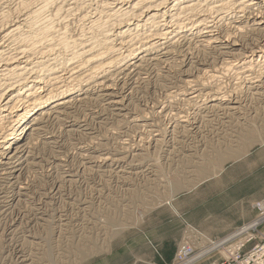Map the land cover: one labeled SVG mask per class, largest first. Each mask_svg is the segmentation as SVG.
Returning a JSON list of instances; mask_svg holds the SVG:
<instances>
[{
    "label": "bare ground",
    "instance_id": "6f19581e",
    "mask_svg": "<svg viewBox=\"0 0 264 264\" xmlns=\"http://www.w3.org/2000/svg\"><path fill=\"white\" fill-rule=\"evenodd\" d=\"M195 52H203L202 57ZM177 61L181 66L189 64L181 72L185 78L178 92H166L174 86L169 87L171 82L162 84L166 93L158 100L140 99L144 106L140 112L130 107L131 100L128 104L124 95L127 89L132 90L128 81L145 82L147 89L154 90L156 83L151 84L150 75L156 77L157 67L170 75ZM92 94L105 102L106 114L121 117L117 121L130 133L125 129L118 133L115 152L81 153L87 167L123 180L125 173H144L142 161L133 162L145 152L157 154L165 140L174 142L189 133V137L196 136L204 122L234 123L238 145L223 149L220 143L194 166L198 179L206 177L211 166L220 169L225 160L246 152L253 143L264 144V0H0V214H10L25 198L34 201L28 181L23 179L25 170L42 159L33 148L42 138H52L46 133L53 120L89 105L94 100ZM101 116L99 112L97 118ZM76 121H66L77 127L68 129L69 134L86 125ZM53 139L57 148L62 147L61 140ZM188 154L193 158L194 154ZM56 156H49L48 163L58 165ZM158 172L156 169V182H161ZM186 183L172 182L170 190L176 192L184 184L188 186ZM59 187L53 183L49 194L59 193ZM38 198L34 205L43 204L44 198ZM29 214L27 228L32 229L36 212ZM105 233L98 243L84 240L76 245V259L68 264L103 251L112 238ZM220 243L205 247L206 255L214 249L220 256L224 254L225 250L218 248Z\"/></svg>",
    "mask_w": 264,
    "mask_h": 264
},
{
    "label": "rangeland",
    "instance_id": "374dc122",
    "mask_svg": "<svg viewBox=\"0 0 264 264\" xmlns=\"http://www.w3.org/2000/svg\"><path fill=\"white\" fill-rule=\"evenodd\" d=\"M202 53L199 52L196 55L202 57ZM188 66L189 64L181 66L179 61L175 62L172 67L173 70L171 69L174 71L171 74L175 78L171 74L166 76L161 71L165 69L156 66V71L160 70L158 73L156 72L157 79L152 74L150 75L152 79L149 77L151 81H148L151 84L155 82L157 90L147 89L145 82H139L140 84L137 83V85L128 81L130 87L135 86L134 88L131 87L132 90L127 89L124 92L128 104L131 100L130 107H135L140 112V109L144 108L141 105L144 100L150 102L162 97L163 94L161 93L178 92L177 89L182 84L181 80L185 78L181 72L183 69L189 68ZM162 84H168L169 87L174 85V88L171 87L169 91L165 92L162 91ZM140 93H142L141 96H139ZM91 97L94 100L92 99L89 105L78 108L74 113L68 114L67 117L61 116L59 119L53 120L48 125L46 133V136L52 138H42L40 143L33 148V151H37L36 153L42 159H36L39 164L36 167L25 170L23 179L28 181L30 188L28 190L31 192L30 196L34 197V201L31 200L33 198H25L12 207L10 214H0V264H49L52 261H54L53 264H62L63 262H65L63 264H68L74 258L76 259V245L81 244L84 240L98 243L101 238L107 235L105 232L112 235V238H108V248L85 257L77 264H172L180 246L189 244L188 246L197 250L209 248L211 242L227 239L237 227L256 216L255 203L264 197V144L253 143L246 152L225 160L220 169L214 170L215 167H213L212 170L211 166L208 175L198 179L194 166L201 160L203 161L200 158L205 153L208 154L213 147L219 146L220 143L223 149L228 147L233 149L239 143L237 133L233 132V129H236L234 123L221 125L216 121L204 122L202 126H205L200 128L201 132L199 131L196 136L189 137L191 135L189 133L184 139L177 137L174 142L165 143V140L157 154L156 152H145L143 158H136L133 163L142 161L141 164L145 165L143 167L144 173L137 175L125 173V179L115 180V178L106 176V173L97 170L96 172V167H87L89 163H85L84 155L97 156L106 151L115 152L114 149H118V141L120 140L118 133L124 129L129 133L130 131L126 130L127 128L122 122L117 121V119H121L120 116L106 114L108 111L103 109L105 102L100 97H97L96 94H92ZM192 110L189 109V112ZM97 112H100L102 116L97 118ZM70 119L77 120L79 125H86L78 127L77 131H71L69 134L68 129L77 128L76 126H68L66 121ZM86 127L93 129L88 130L85 129ZM88 132L93 133L89 134ZM53 138L57 139L56 141L61 140L59 144L62 142V147L57 148V145L53 143ZM170 143H172L171 146ZM187 152L194 154L193 158L189 154L187 155ZM78 153L85 154H81V156ZM55 154L57 158H60L57 162L58 165L49 164V159H51L49 156ZM190 159L193 162H189ZM195 160L198 162L195 163ZM156 169L159 171L158 174L160 173L161 182H156ZM127 170L125 171L127 172ZM69 171L70 173L74 171V174L67 176ZM181 181H187L188 186L184 184V188L181 187L180 190L172 193L170 183L179 184ZM53 183L54 186L56 184L61 186L59 193L54 196L49 194ZM38 197L44 198V202L41 205H34ZM28 212H36L37 219L34 220L36 224L32 229L27 228V216L30 215ZM109 219L114 222L110 223ZM57 220L59 223L56 222ZM189 230L193 234L188 233ZM259 232H263L262 236L264 235V224ZM172 234L178 235L176 241L168 237L163 242L158 240L161 235ZM203 237L207 240H202ZM260 237L261 235L258 234L252 241L247 242L242 251L249 250L255 243L259 242ZM159 243H161L162 251H160ZM234 243L235 240L233 243H229V246L232 245L234 248L236 245ZM218 251V249H214L193 264H216L223 256H220ZM160 256L165 261H162ZM25 258L28 260L22 261ZM156 258L159 261H156Z\"/></svg>",
    "mask_w": 264,
    "mask_h": 264
},
{
    "label": "built area",
    "instance_id": "2783aa9c",
    "mask_svg": "<svg viewBox=\"0 0 264 264\" xmlns=\"http://www.w3.org/2000/svg\"><path fill=\"white\" fill-rule=\"evenodd\" d=\"M257 209L256 216L237 227L230 237L221 241L218 248L225 250L221 259L216 264H264V235L259 229L264 224V198L255 203ZM261 235L259 242L255 243L249 250L243 252V248L247 242ZM234 243V248L229 243ZM206 255V250L193 248L192 246H180L176 259L172 264H193L199 258Z\"/></svg>",
    "mask_w": 264,
    "mask_h": 264
},
{
    "label": "crops",
    "instance_id": "0c3cea01",
    "mask_svg": "<svg viewBox=\"0 0 264 264\" xmlns=\"http://www.w3.org/2000/svg\"><path fill=\"white\" fill-rule=\"evenodd\" d=\"M177 234H172V235H168V236H166V235H161V237H159V239L158 240H160V242H163L164 241V239L165 238H171L172 240H175V239H177ZM176 241V240H175ZM159 245H160V251H162L161 250V243H159ZM157 259V258H156ZM160 259L162 260V261H165L163 258H162V256H160ZM156 261H159L158 259L156 260ZM166 263V262H165Z\"/></svg>",
    "mask_w": 264,
    "mask_h": 264
}]
</instances>
